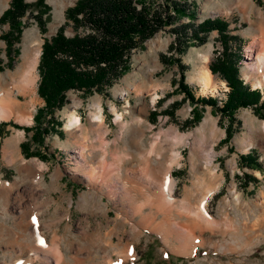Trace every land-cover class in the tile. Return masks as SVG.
Masks as SVG:
<instances>
[{
    "label": "rangeland",
    "instance_id": "rangeland-1",
    "mask_svg": "<svg viewBox=\"0 0 264 264\" xmlns=\"http://www.w3.org/2000/svg\"><path fill=\"white\" fill-rule=\"evenodd\" d=\"M9 1L0 0V14ZM76 1L47 0L51 17L45 32L29 17L16 44L20 53L11 68L6 67L1 38L7 27H0V93L13 89L20 103L30 102L31 95L17 93L21 81L36 52L39 64L44 40L55 35L65 22V10ZM194 2L195 23L208 17L223 18L229 23L230 34L241 38V77L252 89H260L264 98V70L251 75L247 66L264 0ZM65 32L72 35V27L67 25ZM173 39L172 33L159 30L134 49L129 70L105 94L94 91L83 95L79 90H68L64 105L54 115L62 122L58 130L63 133L46 134L41 148L31 143L33 131L22 128L33 126L37 109L44 106L38 94L37 64L31 121L24 123L15 116L0 121L8 123L0 139V178L4 183L0 184V264H54V236L61 251L60 264H264V118L251 107H241L230 123L225 113L212 105L196 107L184 93L176 92L178 83L174 80L181 75L179 65L161 59L162 54H171L168 47ZM220 49L214 30L205 43L190 45L180 57L184 80L195 96L216 97L218 104L229 90L227 82L210 70ZM208 69L214 86L206 88L198 76ZM257 80H261L260 85ZM174 102L178 104L174 106ZM196 112L200 118L193 123ZM71 114L79 118V125L67 128ZM204 119L209 124L206 133L198 130ZM228 126L234 132L227 140ZM23 141L46 158L26 156L21 149ZM212 145L213 156L208 157ZM79 151H83L87 165L79 163ZM250 151H256L262 171L239 164V156ZM175 154L179 158L174 162ZM170 162L176 202L167 215L169 223L187 225V212L197 211L201 199L210 196L208 225L193 231L199 239L193 253L175 251L180 238L176 230L164 238L153 229L163 214L150 203L155 192L150 187V174H157L159 184ZM93 169L107 172L102 183L89 181ZM26 206L32 210L28 221L32 215L41 219L45 247L37 246L28 235L21 236L19 210ZM9 229L17 231V236H12ZM34 251L40 257L31 258Z\"/></svg>",
    "mask_w": 264,
    "mask_h": 264
},
{
    "label": "trees",
    "instance_id": "trees-1",
    "mask_svg": "<svg viewBox=\"0 0 264 264\" xmlns=\"http://www.w3.org/2000/svg\"><path fill=\"white\" fill-rule=\"evenodd\" d=\"M50 10L47 0L31 3L27 0L9 1L0 14V27H7L1 35L5 43L6 67H13V61L20 53L16 44L20 42L29 17L32 16L40 30L45 32L46 23L51 17ZM195 17L194 0H77L65 10V22L55 35L46 38L42 44L38 64V94L44 100V106L37 109L33 126L22 127L33 131L31 143L41 148L44 147L46 134L51 131L60 135L63 133L58 130L62 122L56 120L54 115L64 105L68 90H79L83 95L94 91L105 94L114 81L129 70L132 51L164 29L172 33L174 39L168 47L171 54H162L161 59L165 63L177 62L181 70L180 77L174 80V83H178L176 92L184 93V97L195 103L196 107L199 104L212 105L215 110L225 113L230 123L233 114L241 107H251L264 118L262 91L252 89L240 74L241 38L230 34L229 23L223 18L208 17L195 23ZM183 18L188 21H183ZM67 25L72 27V35L65 32ZM214 30L218 32L222 49L212 59L210 70L218 73L229 87L221 104H218L216 97L195 96L192 87L184 80L185 67L180 59L190 45L205 43ZM0 70H3L1 63ZM173 104L176 106L178 103ZM168 110L163 113L171 112ZM199 118L200 114L197 113L193 116V123ZM11 124L20 127L16 123ZM7 125L0 123V139ZM233 132L228 126L225 139L228 140ZM21 149L26 156H37L41 160L46 158L39 150H31L28 142H21ZM239 164L263 170L256 151L241 154Z\"/></svg>",
    "mask_w": 264,
    "mask_h": 264
},
{
    "label": "bare ground",
    "instance_id": "bare-ground-1",
    "mask_svg": "<svg viewBox=\"0 0 264 264\" xmlns=\"http://www.w3.org/2000/svg\"><path fill=\"white\" fill-rule=\"evenodd\" d=\"M256 28H257L258 32L255 33V35H254V38L252 41V46L249 49V52H250L249 55L250 56L247 57V59L250 60L247 63V66L249 67L248 73L251 75H253V74L255 75L256 73H261L262 70H264V13L261 10L259 11V17H258L257 22H256ZM153 41L154 40L152 39V42ZM255 48L257 50H255ZM38 59H39V52H36L35 55L33 56V61H32L31 66L28 68L27 72L25 73L26 77L24 76V79L22 77V79H23L21 81L23 84L22 88H20V89L18 88V91H17V93L22 94V95H31L30 102L20 103L16 99L17 94H15L13 92V89H9L6 92L0 93V121L4 118L6 119V118H9L11 116H15V118L17 120H20L24 123H29L31 121L32 106L36 102L34 84L36 83L37 78H38L37 73H36V67L38 64ZM198 81L200 82V84H202L206 88L214 86V84L212 83V74H211L209 69L206 70L205 73H201L198 76ZM256 84L260 85L261 80H257ZM95 118L97 119V121H101V120H99L100 117L98 119L97 115H95ZM117 118L118 119L120 118L119 115H117ZM207 124H208L207 119H204L202 126L198 130L202 133H206L208 130ZM78 125H79V118L76 117L75 115L71 114L68 117V121L66 123L67 128L75 127ZM213 146L214 145L210 146V148L207 151L208 157L213 156V151H214ZM6 152H8L7 148H6ZM79 157H80V160L83 161V162L81 161L82 163L79 161V163L81 165H87L88 162L86 163V157L84 156L83 151H79ZM173 157H174V160H173L174 162L179 158L178 154H175ZM211 161H212V158L209 159V163ZM89 164H88V166H90ZM40 166H41V164H40ZM172 166H173V162H170L167 165V167L165 168V171H164L163 180L159 184L156 182V175L157 174L155 172H152L150 174L151 182H152L150 184V187L152 189H154V191H155L154 196H153L150 203L156 209L157 212H161L163 214V218L161 219L162 221L160 223L156 224L153 227V229L156 230L157 232H160V234L164 238H166L167 236L169 237L170 234L174 230H176L179 233L180 238H179V242L175 248V251L178 253H193L196 245L199 242V239L196 236H194L193 231L196 229H203L208 225L209 220L207 217V205H208L207 203L209 201L210 196H209V194H207L206 196H204L201 199L200 204H199V208L197 211L196 210L193 212L191 211L192 214H188V213H190V211L187 212V219H188L187 225H185V226L179 225L177 227V226L169 223V221L166 218H167V215H169L168 213L173 209L174 204L176 202V197H175V192H174L175 180L172 178V175H171ZM40 168H42V166ZM107 175L108 174H107V172L105 173V170H100V173H98V172L94 171V169H93L91 171L89 181H91L93 183L94 180L97 179V181L99 183H102ZM39 179H40V176H39ZM92 179H94V180H92ZM0 184H4L1 180V178H0ZM112 189L115 191V189H117V188H116V186H113ZM156 189H158V190L156 191ZM18 199H20V198H18ZM182 207H184V206L182 205ZM186 210H184V211H186ZM19 213H20V216H19L18 223L20 224V226L22 228L21 236L24 234L28 235V237L33 238V241L37 243V246L40 245L42 247H45L46 243H45L43 233L41 231L42 225H41L40 217L32 215V219H30L28 221L27 218H28V216H30L32 214V210L30 208H28L27 206L25 208L19 210ZM8 232L10 234H12V236H17V231H13L12 229H9ZM51 244L54 246V252H55V256L53 257L54 264H60L61 251H60L59 246L56 244V237L55 236H54ZM34 254H35V256L34 255L32 256V254H30V257L31 258L40 257L38 252L34 251ZM39 259L41 260L42 257Z\"/></svg>",
    "mask_w": 264,
    "mask_h": 264
},
{
    "label": "water",
    "instance_id": "water-1",
    "mask_svg": "<svg viewBox=\"0 0 264 264\" xmlns=\"http://www.w3.org/2000/svg\"><path fill=\"white\" fill-rule=\"evenodd\" d=\"M40 54H41V52H40Z\"/></svg>",
    "mask_w": 264,
    "mask_h": 264
}]
</instances>
